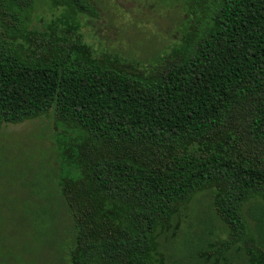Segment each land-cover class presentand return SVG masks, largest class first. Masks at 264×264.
<instances>
[{
    "label": "trees",
    "instance_id": "16d2710c",
    "mask_svg": "<svg viewBox=\"0 0 264 264\" xmlns=\"http://www.w3.org/2000/svg\"><path fill=\"white\" fill-rule=\"evenodd\" d=\"M92 11L0 0V127L50 113L72 173L45 248L56 264H164L182 210L206 199L171 264H264V0L188 1L191 28L147 60L96 52L77 18Z\"/></svg>",
    "mask_w": 264,
    "mask_h": 264
},
{
    "label": "rangeland",
    "instance_id": "374dc122",
    "mask_svg": "<svg viewBox=\"0 0 264 264\" xmlns=\"http://www.w3.org/2000/svg\"><path fill=\"white\" fill-rule=\"evenodd\" d=\"M89 1L93 11L77 18L79 32L96 52L147 60L169 50L193 24L186 11L190 0ZM47 7L33 9L32 24L38 29L52 17ZM62 129L50 113L0 127V264H56L57 255L44 244H57L64 234L63 218L69 223L57 199V180L72 175L56 159V136ZM208 204L206 199L191 201L182 210L173 244L167 241L162 249L164 264H171L168 255H178L192 236L195 217L205 215ZM250 207L245 214L251 222Z\"/></svg>",
    "mask_w": 264,
    "mask_h": 264
}]
</instances>
